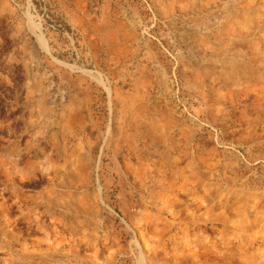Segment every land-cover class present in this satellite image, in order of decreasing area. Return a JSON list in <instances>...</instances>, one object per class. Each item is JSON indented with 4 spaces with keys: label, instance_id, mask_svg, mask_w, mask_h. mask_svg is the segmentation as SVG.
I'll list each match as a JSON object with an SVG mask.
<instances>
[{
    "label": "rangeland",
    "instance_id": "1",
    "mask_svg": "<svg viewBox=\"0 0 264 264\" xmlns=\"http://www.w3.org/2000/svg\"><path fill=\"white\" fill-rule=\"evenodd\" d=\"M0 264H264V0H0Z\"/></svg>",
    "mask_w": 264,
    "mask_h": 264
}]
</instances>
